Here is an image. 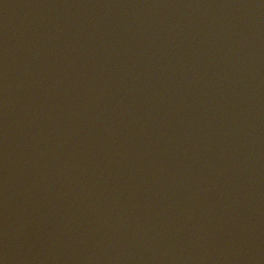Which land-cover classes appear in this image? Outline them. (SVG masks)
<instances>
[{"label": "water", "instance_id": "95a60500", "mask_svg": "<svg viewBox=\"0 0 264 264\" xmlns=\"http://www.w3.org/2000/svg\"><path fill=\"white\" fill-rule=\"evenodd\" d=\"M2 264H264V90L181 0H0Z\"/></svg>", "mask_w": 264, "mask_h": 264}, {"label": "clouds", "instance_id": "9594fccd", "mask_svg": "<svg viewBox=\"0 0 264 264\" xmlns=\"http://www.w3.org/2000/svg\"><path fill=\"white\" fill-rule=\"evenodd\" d=\"M0 264H2V262H0Z\"/></svg>", "mask_w": 264, "mask_h": 264}]
</instances>
